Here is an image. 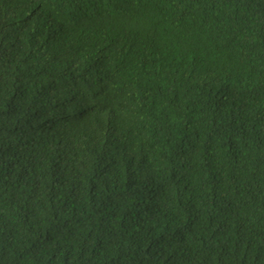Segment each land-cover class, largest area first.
<instances>
[{
	"label": "trees",
	"instance_id": "trees-1",
	"mask_svg": "<svg viewBox=\"0 0 264 264\" xmlns=\"http://www.w3.org/2000/svg\"><path fill=\"white\" fill-rule=\"evenodd\" d=\"M0 264H264V0H0Z\"/></svg>",
	"mask_w": 264,
	"mask_h": 264
}]
</instances>
